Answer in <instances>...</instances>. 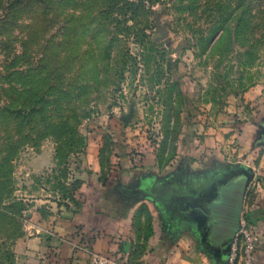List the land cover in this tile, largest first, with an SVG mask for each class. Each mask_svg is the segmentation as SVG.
<instances>
[{
	"label": "rangeland",
	"instance_id": "374dc122",
	"mask_svg": "<svg viewBox=\"0 0 264 264\" xmlns=\"http://www.w3.org/2000/svg\"><path fill=\"white\" fill-rule=\"evenodd\" d=\"M171 1L68 0L52 25L10 32L0 19V264L119 168L177 163L191 189L253 175L255 157L235 161L264 151V0ZM237 194L214 208L227 236Z\"/></svg>",
	"mask_w": 264,
	"mask_h": 264
},
{
	"label": "crops",
	"instance_id": "0c3cea01",
	"mask_svg": "<svg viewBox=\"0 0 264 264\" xmlns=\"http://www.w3.org/2000/svg\"><path fill=\"white\" fill-rule=\"evenodd\" d=\"M259 122L256 126L264 120ZM252 157L256 162L243 190L241 217L255 229V264H264V151L234 161L247 166ZM224 162L220 156L213 161L219 167ZM186 169L177 163L162 171L153 165L119 168L106 182L93 181L77 212L63 213L44 228L29 225V234L15 244L18 264H90V252L118 264H225L234 232L227 236L224 225L215 223L213 207L229 197L232 185L243 184L246 174L234 172L221 180L217 169L207 184L202 180L191 189L187 177L193 169ZM249 188L254 189L252 200ZM146 214L150 231L141 221Z\"/></svg>",
	"mask_w": 264,
	"mask_h": 264
},
{
	"label": "trees",
	"instance_id": "16d2710c",
	"mask_svg": "<svg viewBox=\"0 0 264 264\" xmlns=\"http://www.w3.org/2000/svg\"><path fill=\"white\" fill-rule=\"evenodd\" d=\"M184 1L185 0H172L171 3L174 8L180 9L182 8L180 4ZM67 2L68 0H0L1 23L5 22L3 25H8L9 32L15 27H22L24 25L33 27L43 26L46 28L45 26L54 23L59 4L62 5V3ZM225 21L226 19L216 24L218 29L225 24ZM64 23L67 29L71 26L69 15L65 18ZM68 38L69 37H66L65 41H67ZM68 52L69 48L66 49L63 55H69ZM1 109L3 108L1 107ZM149 222L146 223L148 231L151 230Z\"/></svg>",
	"mask_w": 264,
	"mask_h": 264
},
{
	"label": "built area",
	"instance_id": "2783aa9c",
	"mask_svg": "<svg viewBox=\"0 0 264 264\" xmlns=\"http://www.w3.org/2000/svg\"><path fill=\"white\" fill-rule=\"evenodd\" d=\"M255 229L243 217L240 218L237 230L230 243L225 264H255ZM90 264H118L116 261L97 253H89Z\"/></svg>",
	"mask_w": 264,
	"mask_h": 264
},
{
	"label": "water",
	"instance_id": "95a60500",
	"mask_svg": "<svg viewBox=\"0 0 264 264\" xmlns=\"http://www.w3.org/2000/svg\"><path fill=\"white\" fill-rule=\"evenodd\" d=\"M244 177H243V179H244V183L242 184V183H240V184H238V186H237V188H236V190H237V192H238V194H237V197H236V209H235V217H234V219H235V223H233V230L235 231V230H237V228H238V225H239V216H240V206H241V203H242V199H243V190H244V188H245V186H246V183H247V180H248V177H247V175H243ZM235 190V191H236ZM235 191H232L231 193H232V195H233V193L235 192ZM226 230V228H225V226L223 227V231H225ZM228 248H229V246H228Z\"/></svg>",
	"mask_w": 264,
	"mask_h": 264
},
{
	"label": "flooded vegetation",
	"instance_id": "af4514ba",
	"mask_svg": "<svg viewBox=\"0 0 264 264\" xmlns=\"http://www.w3.org/2000/svg\"><path fill=\"white\" fill-rule=\"evenodd\" d=\"M213 208H215V207H213Z\"/></svg>",
	"mask_w": 264,
	"mask_h": 264
}]
</instances>
